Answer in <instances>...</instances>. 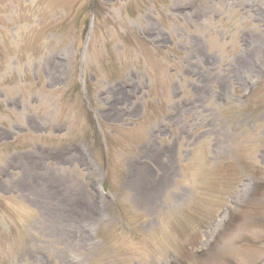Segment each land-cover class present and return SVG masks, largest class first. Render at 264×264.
Here are the masks:
<instances>
[{
  "label": "rangeland",
  "instance_id": "obj_1",
  "mask_svg": "<svg viewBox=\"0 0 264 264\" xmlns=\"http://www.w3.org/2000/svg\"><path fill=\"white\" fill-rule=\"evenodd\" d=\"M0 264H264V0H0Z\"/></svg>",
  "mask_w": 264,
  "mask_h": 264
}]
</instances>
